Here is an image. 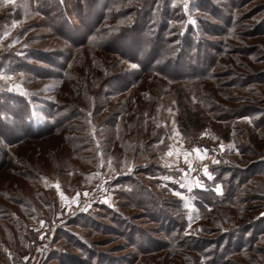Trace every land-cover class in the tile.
<instances>
[{"label": "rangeland", "instance_id": "rangeland-1", "mask_svg": "<svg viewBox=\"0 0 264 264\" xmlns=\"http://www.w3.org/2000/svg\"><path fill=\"white\" fill-rule=\"evenodd\" d=\"M184 6L185 26L211 29L208 78L175 81L77 45L34 0H0V264H212L230 242L224 264H264V0ZM235 174L248 190L236 204L196 207L197 190L224 198ZM140 183L206 249L172 251V220L135 206Z\"/></svg>", "mask_w": 264, "mask_h": 264}, {"label": "trees", "instance_id": "trees-1", "mask_svg": "<svg viewBox=\"0 0 264 264\" xmlns=\"http://www.w3.org/2000/svg\"><path fill=\"white\" fill-rule=\"evenodd\" d=\"M34 1L37 4V10L46 16L59 34L64 35L65 33L67 38L73 37L74 34L73 41L77 45L85 46L92 42H99L100 45L107 46L108 50L119 53L127 60L134 61L144 70L156 71L172 80L183 81L208 78V74L214 66L216 56L210 51V45L204 38L211 29L203 25L202 28H198V31L191 25L185 26L184 0H72L74 2V18L80 21L81 27H77L75 24L73 26L65 0L62 2L60 0ZM199 7L204 11L211 8L216 11V6H212L208 1ZM225 22L228 28L223 32L228 35L233 30L234 24ZM103 29L109 32L105 40L94 41L93 39L99 37ZM256 113V111L251 112V115ZM17 118L20 122L21 117ZM23 125L22 127L26 128L25 124ZM236 175L228 184H224L226 192L224 198L219 199L220 197L213 190H197L201 199L197 197L195 200L196 207L205 211V209L236 204L238 195L242 191L244 193L248 191L235 184L238 178ZM136 186L138 190L130 189L131 197L136 192L145 194L146 199L144 204L137 203L138 205L135 206L143 208L153 218L159 219L164 227V221L168 222L169 219H172L164 211L163 200L143 183ZM208 195L212 196L211 201L208 197L202 198ZM202 199L205 200L202 201ZM135 202L133 200L132 204L134 205ZM174 222L173 220L169 221V225L164 227V235L168 238L172 251L182 248L193 249L197 245H200L199 249H206L195 235H185L184 229L178 226L177 221ZM262 225L261 227L257 226L254 231L264 233V222ZM129 229L130 233H134L133 228ZM239 231L242 230H232L234 235ZM229 232L226 231V234ZM231 236L233 235H230L229 239ZM232 243L230 242L228 246L224 244L217 246L218 250L212 253V264L226 262L227 255L232 253L230 249L233 246Z\"/></svg>", "mask_w": 264, "mask_h": 264}, {"label": "snow or ice", "instance_id": "snow-or-ice-1", "mask_svg": "<svg viewBox=\"0 0 264 264\" xmlns=\"http://www.w3.org/2000/svg\"><path fill=\"white\" fill-rule=\"evenodd\" d=\"M5 2H9V0H5ZM133 67H135V65H133ZM195 151L199 152V149H196ZM169 155H171V153H169ZM205 174L209 175L207 169L205 168Z\"/></svg>", "mask_w": 264, "mask_h": 264}]
</instances>
